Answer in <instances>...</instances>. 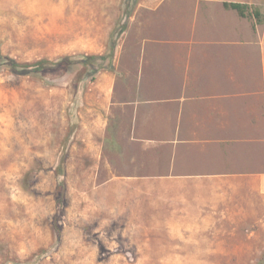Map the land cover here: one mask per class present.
<instances>
[{
	"label": "rangeland",
	"instance_id": "374dc122",
	"mask_svg": "<svg viewBox=\"0 0 264 264\" xmlns=\"http://www.w3.org/2000/svg\"><path fill=\"white\" fill-rule=\"evenodd\" d=\"M160 1L0 0V53L19 62L101 55L116 43L115 70L0 68V264L262 262L264 220L217 221L197 236L162 234L161 221L146 220L128 188L108 183L122 173L111 143L100 149L88 139L84 105L96 101L105 72H121L118 49L137 6ZM63 149L66 206L59 214L55 168Z\"/></svg>",
	"mask_w": 264,
	"mask_h": 264
},
{
	"label": "crops",
	"instance_id": "0c3cea01",
	"mask_svg": "<svg viewBox=\"0 0 264 264\" xmlns=\"http://www.w3.org/2000/svg\"><path fill=\"white\" fill-rule=\"evenodd\" d=\"M118 64L82 112L118 160L108 183L169 236L264 220V0L140 3Z\"/></svg>",
	"mask_w": 264,
	"mask_h": 264
},
{
	"label": "trees",
	"instance_id": "16d2710c",
	"mask_svg": "<svg viewBox=\"0 0 264 264\" xmlns=\"http://www.w3.org/2000/svg\"><path fill=\"white\" fill-rule=\"evenodd\" d=\"M227 6H231L233 8H236L242 15H245L247 13V10L249 8L248 4L245 3H226ZM254 13L256 16H258L257 11L254 10ZM115 48L116 43L111 42L110 44V50L106 54L101 55H85L81 54L79 57L73 59L71 57H63L58 60H50L46 58H42L33 62H19L16 59L8 56L3 55L0 53V68L2 67H9L17 72H40L48 69H57L61 66L70 67L74 63H80L84 65L85 67H88L91 69L93 73L98 72L101 69H110L115 70L114 67V57H115ZM108 60V63H105L104 60ZM106 64V65H105ZM75 117V118H74ZM72 126L70 128L71 132H74L77 124H78V117L74 116ZM71 136V135H70ZM70 136L66 138L65 144L68 145V142L70 141ZM64 146V148L66 147ZM67 151L64 149L62 150V154L59 157L58 163L56 165V173L59 177L57 190L59 193L58 197V210L59 214L64 211V208L66 206V200H65V191H66V159H67ZM54 230L55 232L60 233L61 231V225H60V217H57L54 223ZM262 262L260 264H264V254L262 257Z\"/></svg>",
	"mask_w": 264,
	"mask_h": 264
}]
</instances>
